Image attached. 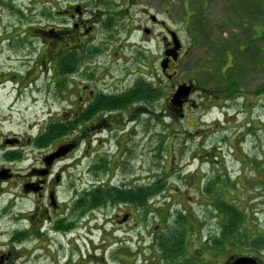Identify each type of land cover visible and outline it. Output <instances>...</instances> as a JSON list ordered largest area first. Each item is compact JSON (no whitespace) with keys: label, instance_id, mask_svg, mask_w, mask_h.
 <instances>
[{"label":"flooded vegetation","instance_id":"1","mask_svg":"<svg viewBox=\"0 0 264 264\" xmlns=\"http://www.w3.org/2000/svg\"><path fill=\"white\" fill-rule=\"evenodd\" d=\"M137 1L114 0L107 11L98 7L94 16L83 19L86 13L82 5L73 6L63 0H0V8H9L18 15L19 22L27 24L22 33L0 36V58L6 51L1 49L3 42L15 41L18 37L31 42L24 50L29 59L25 61L19 79L16 69L8 68L0 73V87L12 82L11 91H19L16 100L29 89L32 103H37L38 96H45L48 103L54 99L70 104V108L67 105L55 115L51 110L43 112L40 122L35 121L34 129H0V264H83V260H87L83 247L88 240L93 243L92 232L100 218L99 190L106 183L113 186L114 173L122 165L126 167V156L129 167L136 153L141 156L137 136L145 123L142 117H148L150 105H155L164 94L165 79L169 83L165 112L173 119H186L189 107L201 106L200 98L217 96L216 90L208 94L209 90L197 77L176 81L185 48L182 47L176 59L170 55L174 47L172 29L160 17L162 10H158L161 4L164 5L163 0L144 6L135 20L132 11ZM24 18L26 20H22ZM70 21L72 25H69ZM105 21L113 22L114 28L122 25L126 30L108 39L110 46L102 52L99 48L106 45L100 44L102 39L92 31ZM130 21L138 28L130 29ZM157 27L163 33L157 40L159 53L151 57L148 41ZM134 31L139 32L138 39H132ZM9 50L7 52H11ZM100 68L104 70L103 75L113 78V83H100L96 75ZM116 72H120L119 79H116ZM132 77L134 82L127 85L126 81ZM69 82L77 83L76 92L74 87L69 88ZM184 83L192 86L189 96L181 106L172 104L174 92ZM17 85L20 86L18 90ZM221 93L222 90H218V95ZM59 122L78 124L73 133L62 136L48 133L49 126ZM12 132L36 134H3ZM102 132H108L111 137L117 133L111 145L107 146L101 139ZM62 147L68 149L66 154L56 157ZM105 147L108 150L104 151ZM102 151L105 158L108 157L107 167L100 168L96 157L90 161L92 165L87 171L90 179L85 178V171L81 170L85 159L93 154L100 156ZM26 160L27 167L20 169ZM112 166H115L113 173L110 172ZM103 169H106L105 179H95L96 172ZM131 178L128 184L121 181L117 186L120 191L102 196L114 202L111 211L116 217L121 213V218L116 219L121 221L120 224L132 221V202H135L134 211L138 216L143 213L146 219L147 203L167 198L159 183H143L141 179ZM150 186L153 189L149 191ZM135 229L141 234L135 241L140 250L138 255H143V262L151 260L150 264H179L176 260L182 255L187 260L185 264H232L235 257L241 255L230 254L227 250L213 251L210 243L209 246L207 241L201 240L198 242L201 248L196 249L193 245L192 254L187 242H182L175 230L168 233L165 229L155 231L148 225ZM185 233L188 232H181L182 236ZM147 240L151 243L146 244ZM221 245L226 249L225 243ZM147 248L151 251L150 258L143 252ZM88 258V263L98 261L91 253ZM256 258L257 264H264Z\"/></svg>","mask_w":264,"mask_h":264},{"label":"rangeland","instance_id":"2","mask_svg":"<svg viewBox=\"0 0 264 264\" xmlns=\"http://www.w3.org/2000/svg\"><path fill=\"white\" fill-rule=\"evenodd\" d=\"M63 1L73 6L82 5L86 13L83 19H88L94 16L93 12L98 7L107 11L114 0ZM150 2L155 0L136 2L132 11L135 20ZM163 4L158 9L162 10L160 17L179 33L185 48L179 60L176 81L197 77L209 90L208 94L216 90L217 96L200 98L201 106L189 107L186 119H173L165 112L164 103L169 87L165 79L164 94L155 105H150L148 117H142L145 123L137 136L141 145L138 154L141 156L138 157L136 153L130 167L129 157L126 156V167L122 165L114 173L113 186L106 183L99 190L100 218L92 232L93 243L90 244L88 240L83 247L87 260L82 263L150 264L151 260L143 262V255H138L140 250L135 243L137 236L141 235L135 227L142 229L146 225L153 226L155 231L165 229L168 233L175 230L178 236L187 231L180 239L187 242L193 254V245L196 249L201 248L198 244L200 240L209 244L211 237L219 236L226 224V216L215 209V202L219 199L238 206L245 219L243 225L239 223L236 230H231L235 232L231 238L240 240L237 246L240 249L228 248L227 252L232 254L240 250L257 255L264 262V251L258 253L257 249L262 247L260 240L264 239V0H163ZM56 22L59 23V20ZM131 22L130 29L138 28L137 24ZM26 26V22H19L18 15L9 8H0V36L22 33ZM125 30L126 27L123 29L122 25L114 28L113 22L106 21L97 25L92 33L98 34V39H102L99 43L106 45L98 47L103 52L110 46L108 39ZM154 31L148 41L151 57L158 55L157 40L163 33L160 27ZM132 33V39L139 38V32ZM29 45L31 42H25L24 37L3 42L1 49L6 51L0 58V73L14 68L19 79L25 61L29 59L24 51ZM132 51L134 53L135 48ZM96 72L101 84L103 81L113 83V78L103 75L102 68ZM115 75L116 79L120 78V72ZM133 82V77L126 81L127 85ZM76 86L77 83L69 82V88L74 87L75 92ZM13 87L12 82H8L4 88L0 87V129L4 131L34 129L35 121L40 122L43 112L51 110L55 115L67 105L70 108V104L64 100L52 99L48 103L45 96H38L37 103H32L29 89L16 100L19 91H11ZM19 88L17 85V90ZM218 90H222L221 95H218ZM74 123H66L70 126L69 130L57 129L53 135L73 133L72 129L78 124ZM56 125L63 127L61 122ZM3 134L31 136L36 133ZM116 135L114 133L111 137L108 132H102L101 139L108 146ZM106 149L108 147L103 148L104 151ZM105 156L102 151L100 156L93 154L85 159L81 167L85 171V178L90 179L87 171L92 165L90 161L96 157L100 168L107 167L108 157ZM27 162H23L20 169H25ZM114 167H111V173ZM105 171L96 172L95 179H105ZM130 178L141 179L143 183H159L167 198L145 202L149 208L146 219L143 213L138 216L134 211L135 202H132V221L120 224L121 221L116 219L121 218V213L116 217L115 212L111 211L114 202L102 196L120 191L117 186L121 185V181L131 183ZM150 243L151 240H147L146 244ZM143 252L150 258L148 248ZM89 253L94 254L98 261L88 263ZM176 261L185 264L187 260L182 255Z\"/></svg>","mask_w":264,"mask_h":264},{"label":"trees","instance_id":"3","mask_svg":"<svg viewBox=\"0 0 264 264\" xmlns=\"http://www.w3.org/2000/svg\"><path fill=\"white\" fill-rule=\"evenodd\" d=\"M236 90V89H235ZM151 93V92H150ZM73 124H75L73 122ZM71 125V123H70ZM69 124H63V127H57L56 124L52 125L51 128V132H57L59 130H69ZM153 187V186H152ZM151 186L148 188L149 191L152 190ZM108 194V193H107ZM101 195V194H100ZM215 209L217 208L221 213H223L226 216V224L224 225V228H222V230L220 231V237H212V242H210L211 244V248H213V251L216 249V251H220V250H228L229 249H240L238 248V243L240 240L238 239H233L231 238V236H233L235 234L234 231L231 230H236L237 226L239 223H241L243 225L245 219H244V214L239 210L238 206H234L231 203L224 202L223 200L219 199L215 202ZM181 234V233H180ZM182 236V234H181ZM254 242V240L252 241ZM225 243L226 244V249H222V245ZM261 243V248L257 247L258 249V253H261L264 251V239L260 240ZM224 246V245H223ZM263 250V251H261ZM240 250L236 251L235 253H239Z\"/></svg>","mask_w":264,"mask_h":264},{"label":"water","instance_id":"4","mask_svg":"<svg viewBox=\"0 0 264 264\" xmlns=\"http://www.w3.org/2000/svg\"><path fill=\"white\" fill-rule=\"evenodd\" d=\"M171 34L174 37V47L170 50V55H172L173 58L176 59L179 54L178 50L181 49L182 45L180 40H178L179 38L177 37L176 32H171ZM166 54H168V52H166ZM191 89L192 86L187 85L186 83L179 85L177 91L174 92L175 94L171 99V103L177 106H181L183 100L189 96ZM67 150V148L62 147L58 150L59 152L55 156L57 157L66 154ZM232 264H257V261L252 257L242 256L237 258Z\"/></svg>","mask_w":264,"mask_h":264}]
</instances>
